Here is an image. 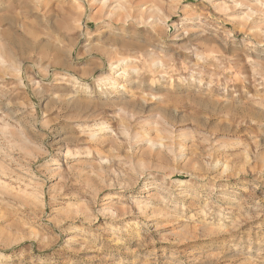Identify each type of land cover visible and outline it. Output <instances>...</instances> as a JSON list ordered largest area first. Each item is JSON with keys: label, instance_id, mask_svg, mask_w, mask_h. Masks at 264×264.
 <instances>
[{"label": "clouds", "instance_id": "9594fccd", "mask_svg": "<svg viewBox=\"0 0 264 264\" xmlns=\"http://www.w3.org/2000/svg\"><path fill=\"white\" fill-rule=\"evenodd\" d=\"M0 264H264V0H0Z\"/></svg>", "mask_w": 264, "mask_h": 264}]
</instances>
